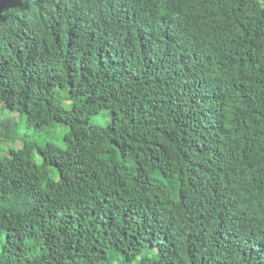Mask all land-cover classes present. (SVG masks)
Returning a JSON list of instances; mask_svg holds the SVG:
<instances>
[{
	"label": "trees",
	"instance_id": "16d2710c",
	"mask_svg": "<svg viewBox=\"0 0 264 264\" xmlns=\"http://www.w3.org/2000/svg\"><path fill=\"white\" fill-rule=\"evenodd\" d=\"M0 110L67 129L0 157V264H264V0H0Z\"/></svg>",
	"mask_w": 264,
	"mask_h": 264
},
{
	"label": "rangeland",
	"instance_id": "374dc122",
	"mask_svg": "<svg viewBox=\"0 0 264 264\" xmlns=\"http://www.w3.org/2000/svg\"><path fill=\"white\" fill-rule=\"evenodd\" d=\"M66 107H69L68 103L65 102L64 104ZM5 118L10 116L12 118H17V120L20 122L21 130L19 133V139L14 141H2L0 143V157L2 155H8L9 151L11 149H17L22 147L23 140L27 141L30 144L34 145H45L47 142L53 143L57 146H63L65 144V133L67 132V129L63 125H52L51 127H48L42 132H36L34 128H31L29 124L27 123V118L21 116L18 113L9 114V112H5ZM0 117H1V110H0ZM110 121V116L105 113L101 116L94 117L93 118V124L101 125L103 127H106ZM35 159L38 164L41 163V159L37 152H35Z\"/></svg>",
	"mask_w": 264,
	"mask_h": 264
}]
</instances>
